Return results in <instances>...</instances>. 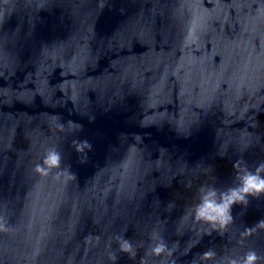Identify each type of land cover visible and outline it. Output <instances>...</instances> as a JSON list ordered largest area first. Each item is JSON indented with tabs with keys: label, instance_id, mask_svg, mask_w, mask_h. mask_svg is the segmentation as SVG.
<instances>
[{
	"label": "clouds",
	"instance_id": "clouds-1",
	"mask_svg": "<svg viewBox=\"0 0 264 264\" xmlns=\"http://www.w3.org/2000/svg\"><path fill=\"white\" fill-rule=\"evenodd\" d=\"M82 127V126H81ZM76 151L84 153L85 150L91 151L92 145L87 140L74 141ZM85 161H81L84 163ZM61 166V155L55 149H50L44 157L43 163L37 164L35 171L42 176H47L51 169H58ZM237 165H234V168ZM264 172V164L259 165L255 172L245 168L242 175L238 174L239 183L234 188H229L223 192H218L215 188L201 189L200 202L195 206L194 218L206 224L219 226V229L226 228L233 222L232 209L237 204H246L249 196L264 194V177L260 175ZM70 179H76L75 174L69 172ZM254 228H264V220L256 223ZM252 229H246L251 234ZM120 252L126 253L130 258H135L136 250L128 239L118 241ZM167 250V246L161 241L152 249L151 254L161 256ZM214 252L208 251L202 254L203 259H211ZM116 260L115 254L110 257ZM261 257L254 250L248 251L241 260L230 259L228 264H259Z\"/></svg>",
	"mask_w": 264,
	"mask_h": 264
}]
</instances>
